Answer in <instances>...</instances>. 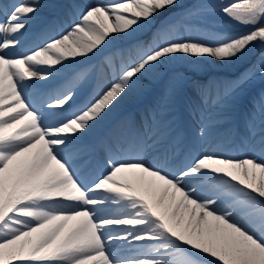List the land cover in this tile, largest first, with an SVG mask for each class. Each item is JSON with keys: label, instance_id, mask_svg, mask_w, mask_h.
Returning a JSON list of instances; mask_svg holds the SVG:
<instances>
[{"label": "snow or ice", "instance_id": "obj_1", "mask_svg": "<svg viewBox=\"0 0 264 264\" xmlns=\"http://www.w3.org/2000/svg\"><path fill=\"white\" fill-rule=\"evenodd\" d=\"M41 7L0 0V264H264V89L242 156L207 150L211 116L196 132L205 149L186 144L171 118L183 77L151 119L108 134L101 160L80 143L167 63H248L234 79L196 85L208 109L264 84V0L87 4L67 29L15 52ZM211 12L230 30L209 26Z\"/></svg>", "mask_w": 264, "mask_h": 264}, {"label": "bare ground", "instance_id": "obj_2", "mask_svg": "<svg viewBox=\"0 0 264 264\" xmlns=\"http://www.w3.org/2000/svg\"><path fill=\"white\" fill-rule=\"evenodd\" d=\"M12 0H4V3H11ZM97 2H107V0H40L42 5L41 9L37 13L36 19L32 22V26L29 28L27 34L22 40V43L15 52L25 49L37 43L38 41L44 39L49 35H58L62 30L67 29L72 22L78 19L81 10L87 4H93ZM173 63H167L163 65L158 71L153 72L149 75L144 76L148 79L149 89L146 94H142L139 91L138 85H136L131 92L128 93L122 100L119 101L111 109L108 115L103 121L96 125L92 131L85 135L80 142L87 148L91 149V159L93 161H99L102 159V148L101 144L108 136V134L117 128L136 126L139 125L141 121L146 119H151L153 111L157 108V102L154 97L159 92V87L161 82L156 76L164 74L169 66ZM175 77H169V79H174ZM59 83V78H51L49 86L55 87ZM197 84H190L187 86L184 94L180 98L176 112L172 115V119L175 120V127L180 131L184 137L185 142L189 147H193L196 150L205 149L206 145L196 139V132L200 124V118H209L211 114L219 110V108L208 109L201 104L199 95L197 93ZM95 85L90 86L86 92H81L76 97L77 105H82L89 98V94ZM260 93H251L248 95L239 110L233 116L225 118L223 116L216 117V121L226 122L221 130L216 133L213 138L211 145L207 146V150L211 151L215 148L216 144H221L223 142V137L225 134H229V130H233L237 139L236 147L232 149H220L225 155L231 156H242L245 154V149L241 144V139L244 134V121L250 113L253 112V103ZM195 110V111H193ZM181 113L186 114L190 117L192 125L195 127V131L189 127H184L183 125H176V119L182 118ZM183 159V156L180 157Z\"/></svg>", "mask_w": 264, "mask_h": 264}, {"label": "rangeland", "instance_id": "obj_3", "mask_svg": "<svg viewBox=\"0 0 264 264\" xmlns=\"http://www.w3.org/2000/svg\"><path fill=\"white\" fill-rule=\"evenodd\" d=\"M182 2L186 6H190L191 4L196 3L197 0H182ZM200 2L204 4H210V5H219V4L226 3L227 0H200ZM206 23L209 26L215 25L221 29L230 30V25H225L223 22L222 15L216 12H211L207 15ZM53 36H56V35L46 36L44 39L38 41L37 43H33L29 47L22 49L19 52H26L29 49L42 45V43L47 38L53 37ZM258 54H259V49L255 51L253 59ZM247 67H248L247 62L238 63L234 65H229V66L221 65L219 64V62H216V61H213L211 63H191V62H187L184 59H180L176 62H173V64L169 66V69L164 74H160L159 76H156L157 79L161 82V84L159 87L160 89H159L158 94L155 95L154 97L155 99H157L156 100L157 108L155 110H158L160 99L162 95L164 94L165 90L167 89L169 83L178 77H183V81L180 83L179 89H178V102H179L180 98L184 94V91L186 90L188 85L194 84V83L195 84H210L212 81H223V80L234 79L241 72H243L245 68ZM169 77H175V78L169 79ZM137 85L139 87V91L142 92L143 95L146 94V92L149 89L148 79H146L145 77H142L140 82ZM262 89H264V84H262L260 80L257 79L253 83L246 86V88L244 89L242 93L240 100L236 103L234 107L221 106L219 110H216L211 114V117L216 118L219 116H223L224 118L231 117V119H233V116L239 110L244 99L248 95H250L252 92L261 93ZM175 112L176 110L174 111V113ZM161 115L163 116V113ZM181 115H182L181 119L180 118L176 119V122H177L176 125L177 126L183 125L186 128L190 126V128H192L195 131V127L192 125L190 117L184 113H181ZM224 126H226V122L217 121L216 133L219 130H221ZM236 141L237 139L234 133H229V134L227 133L223 137V142L220 144V149H232L236 147L237 145Z\"/></svg>", "mask_w": 264, "mask_h": 264}]
</instances>
